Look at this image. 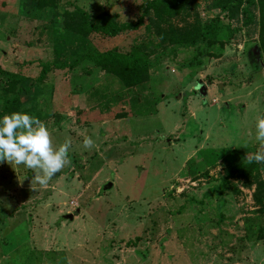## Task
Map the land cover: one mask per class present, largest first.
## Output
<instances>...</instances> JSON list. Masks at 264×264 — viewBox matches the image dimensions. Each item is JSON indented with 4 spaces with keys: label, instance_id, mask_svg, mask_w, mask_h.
<instances>
[{
    "label": "rangeland",
    "instance_id": "1",
    "mask_svg": "<svg viewBox=\"0 0 264 264\" xmlns=\"http://www.w3.org/2000/svg\"><path fill=\"white\" fill-rule=\"evenodd\" d=\"M144 2L56 0L49 10L0 0V108L6 74L29 81L41 61L66 63L35 82L16 111L44 122L53 147L71 140L70 163L46 186L23 165L0 161V264H264V209L253 200L264 164L218 187L259 148L249 135L264 111L255 25L194 0L170 23L218 16L238 27L230 36L221 30L222 45L196 64L194 48L169 52L146 18L113 37L57 31L64 9L130 23L143 17ZM109 48L148 58L149 79L127 88L84 59ZM84 135L94 148L81 147Z\"/></svg>",
    "mask_w": 264,
    "mask_h": 264
},
{
    "label": "trees",
    "instance_id": "2",
    "mask_svg": "<svg viewBox=\"0 0 264 264\" xmlns=\"http://www.w3.org/2000/svg\"><path fill=\"white\" fill-rule=\"evenodd\" d=\"M194 0H145L144 13L142 18L134 22H118L113 18H108L102 22L90 16L80 7L72 10L64 9L60 13L58 23L59 32H70L75 35L87 36L91 32H98L107 37H113L122 31L131 30L135 26L143 23V18L151 22L154 33L162 46H169V52L180 48H194L195 52L189 64L198 63L205 56H212L206 48L212 47L215 43L222 45L218 37L221 30H225L227 35H232L238 29L230 27L229 23L220 22L217 17L210 19L206 23H200L195 16L193 23L183 20L184 25L171 24L172 18L186 13L193 5ZM38 8L56 5V0H35ZM212 6L218 7L229 19H237L241 26L247 27L254 24L257 29L258 41L257 50L264 59V0H213ZM84 59L93 62L106 73L113 75L124 87L137 86L149 79L151 61L132 51L123 52L116 48L97 50L86 54ZM66 63L54 61L40 62L39 75L31 80H27L20 73L6 74L8 77L7 88L9 95L4 97L0 108V116L16 111L21 104V98L31 90V86L42 81L54 68L66 67ZM27 80V84H24ZM232 165L231 167H233ZM229 167L220 180L218 187L226 186L229 178L234 175L250 178L260 170V165L252 162L248 164H236ZM254 182L255 190L253 200L256 207L264 209V181L257 179Z\"/></svg>",
    "mask_w": 264,
    "mask_h": 264
},
{
    "label": "clouds",
    "instance_id": "3",
    "mask_svg": "<svg viewBox=\"0 0 264 264\" xmlns=\"http://www.w3.org/2000/svg\"><path fill=\"white\" fill-rule=\"evenodd\" d=\"M249 135L259 148L247 157L248 162L264 164V111L257 113L254 135L251 132ZM81 147L84 150L94 148V139L84 135ZM70 148L71 140L67 137L53 147L48 127L34 115L14 111L0 116V161L23 165L31 170L32 179L41 186H46L70 163Z\"/></svg>",
    "mask_w": 264,
    "mask_h": 264
},
{
    "label": "water",
    "instance_id": "4",
    "mask_svg": "<svg viewBox=\"0 0 264 264\" xmlns=\"http://www.w3.org/2000/svg\"><path fill=\"white\" fill-rule=\"evenodd\" d=\"M55 119H56V122H58V120H59L58 114L55 115ZM111 186H112V183L108 182V183H106V185L103 188L109 189V188H111ZM78 213H79V209H76L73 213H66L64 215V219L72 221L74 216L77 215Z\"/></svg>",
    "mask_w": 264,
    "mask_h": 264
}]
</instances>
